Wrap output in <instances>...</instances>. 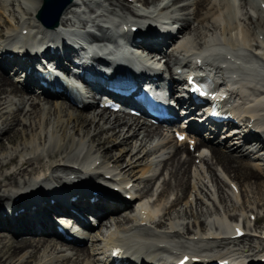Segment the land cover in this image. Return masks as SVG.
<instances>
[{"label":"bare ground","instance_id":"6f19581e","mask_svg":"<svg viewBox=\"0 0 264 264\" xmlns=\"http://www.w3.org/2000/svg\"><path fill=\"white\" fill-rule=\"evenodd\" d=\"M109 1L112 7L106 9L102 0H73L56 27L46 29L37 18L44 0H0V149L6 145L2 141L13 144L0 150V264H113V257L119 264H177L184 257H188L184 264H251L250 260L264 264V230L259 236L256 233L261 224L256 222L264 220V215L256 216V226L250 218H243L245 213H260L264 208V191L260 188L264 179L258 181L264 178V0L184 2L179 11L186 12L195 5L194 19L192 9L182 16L173 13L177 2L186 0H160L154 9L151 5L159 0ZM86 7L92 12H79ZM239 16L253 24L252 32L242 25ZM195 22L198 27H194ZM218 22L220 32L206 34ZM103 23H110L103 32L110 45L104 49L110 52L114 46L120 51L113 59L125 62L120 53L127 48L117 44L114 34L125 31L131 39L141 37L137 46L150 57H138L139 61L147 64L143 68L150 66L159 81L169 80L171 92H177L186 81L175 69L185 72L194 60L209 63L218 75H227L230 80L235 76L236 89L229 94L241 104L226 112L237 120L222 125L206 120L200 123L204 116L197 118L195 112L193 127L199 131L204 126L205 130L195 149L190 150L191 141L184 146L176 132H164L163 125L154 126L130 110L112 112L110 104L100 106L102 98L94 95L95 101L77 105L65 93L41 86L37 72L47 71L51 64L71 69L77 63L107 80L81 59L74 45L75 41L84 42L86 34L72 30L75 25L101 27ZM175 23H179L176 31L172 29ZM189 28L193 37H187ZM38 42L40 48L33 49L31 43ZM158 54H163L160 59ZM162 59L168 71L161 69ZM133 77L139 85L140 75L134 73ZM129 101L123 99L124 103ZM186 103L190 105L188 99ZM183 146L187 153L184 158L180 156ZM128 154L132 156L127 158ZM196 158L205 162L208 170L192 164ZM172 159L166 178L162 170ZM209 160L219 166V175ZM144 162L146 170L140 176L133 174ZM162 176L159 186L164 188L159 193L157 182ZM173 177L176 183L171 185ZM112 182L122 192L131 193V200L120 190L109 188ZM240 184L255 186L257 195L253 197L259 202L256 206L247 203L245 212L235 214L240 195L246 196L236 186ZM154 185L158 186L156 190ZM171 190L179 196L167 206L169 201L162 197ZM200 202L209 212H223L215 218L219 220L210 222L213 218L205 215L209 212ZM185 205L199 208L192 213L193 220L188 211L180 213L179 208ZM223 207L232 214L224 212ZM66 215L87 227L92 225L93 216L104 230L90 229L87 241L91 246L79 245L78 240L65 242L57 224ZM239 230L246 233L238 237ZM114 250L118 252L112 254Z\"/></svg>","mask_w":264,"mask_h":264},{"label":"rangeland","instance_id":"374dc122","mask_svg":"<svg viewBox=\"0 0 264 264\" xmlns=\"http://www.w3.org/2000/svg\"><path fill=\"white\" fill-rule=\"evenodd\" d=\"M103 2H104V6L106 5V9H109L108 7H112V5L110 4V1L109 0H102ZM194 1H196V0H186V1H181V2H177L176 3V5L172 8V10L174 9V8H177V11H174L173 13H175V12H177L176 14H178L179 16H182L183 14H187L188 12H189V10L190 9H192V12H191V16H192V18L194 19V17H195V14H196V8H195V5L193 6V7H190V9L188 10V11H186V12H184V11H179V8H180V6H182V4L185 2V4H188L189 2H194ZM161 1L159 0V1H157V3H154L153 5H151V8H155L156 7V4H158V3H160ZM165 2V1H164ZM179 4V5H178ZM110 5V6H109ZM143 8L145 9V7L143 6ZM171 9V8H170ZM168 11V10H167ZM168 12H170V13H172L171 11H168ZM104 14L105 15H108V13L106 12H104ZM240 18H241V21H242V25L243 26H245L246 28H248L249 30H250V32H252V30H253V24H250V23H248V19H245L243 16L241 17V16H239ZM179 26V23H175V26H173L174 28H177ZM199 26V23L198 22H195V25H194V27H198ZM192 28H189L188 29V31H187V37H193V34H194V32H192V31H190ZM220 32V22H218L217 23V26L215 27V28H213V29H210L208 32H206V34H209V36H213V35H215V33H219ZM182 33H180L179 34V36H180V39L182 38V35H181ZM172 47L173 46H171L170 48L172 49ZM169 48V49H170ZM170 49V50H171ZM173 51V50H172ZM171 51V52H172ZM173 53L175 54V51H173ZM162 55L163 54H159V55H157L158 56V59H160L161 57H162ZM162 61H165V59H162ZM13 74V73H12ZM11 74V75H12ZM15 99H17V98H15ZM56 99V98H55ZM58 100H62V99H59L58 98ZM52 101H54V99H52ZM89 111V110H88ZM112 112H114V111H112ZM173 133V132H172ZM173 135V134H172ZM158 138V137H157ZM157 138H155V139H157ZM229 142H231V141H228V144H229ZM6 143V145L3 147V148H1L0 150H6V148L8 147V146H10V145H13L12 143H9V144H7V141L5 142L4 141V143H3V141H2V144L4 145ZM183 145L184 146H186L187 145V143L184 141L183 142ZM183 146V147H184ZM191 149V148H190ZM184 151V152H183ZM183 151L180 153V156L182 157V158H184L186 155H187V153H186V148L184 147L183 148ZM117 152V151H116ZM184 154V155H183ZM193 154V153H192ZM141 155H143V153L141 154ZM140 155V156H141ZM132 155H130V154H128V157L127 158H129V157H131ZM194 159V156L192 155V160ZM174 159H172V160H170L169 161V163L164 167V169L162 170L163 171V173H164V175H165V173H167V176H166V178H168L170 175H169V171L171 170V168H172V165H171V162L173 161ZM193 162V161H192ZM209 162L211 163V161L209 160ZM213 163V164H212ZM212 163H211V165H212V167H213V171H214V169H215V171H216V173H217V171H219L217 168L219 167V166H216V164H214V162L212 161ZM145 164H146V162H144V163H142V164H139L140 166H138V168L136 167L135 169H134V173L133 174H137V176H140L141 175V173H142V171H145L146 170V166H145ZM192 164H196V165H203L204 167H205V170H206V168H207V164L205 163V162H203V161H201L200 162V158H196V160L194 161V163H192ZM214 165V166H213ZM14 167V165H12V166H10V168H6V170H11V168H13ZM162 167H163V165H161L160 167H159V171H161V169H162ZM194 168H195V166H193V168H192V173H193V170H194ZM217 169V170H216ZM207 170H208V168H207ZM223 171V170H222ZM207 172V171H206ZM208 173V172H207ZM218 174V173H217ZM210 175V174H209ZM219 175V174H218ZM221 175V174H220ZM226 177H228L229 178V174H224ZM231 177V176H230ZM163 176L161 177V179L157 182V184H158V186L159 185H161L162 184V182H163ZM188 178V177H187ZM210 178H211V175H210ZM212 179V178H211ZM214 179V178H213ZM230 179V178H229ZM260 179H264V178H259L258 179V181L260 182L261 180ZM191 180H192V178H191ZM176 181V179H174V177L173 178H171L170 180H169V182H170V184L172 185V184H174V183H176L175 182ZM231 181V180H230ZM235 182V181H234ZM214 183H216L215 181H214ZM224 184H222V186H223V188H224V190H226L227 192H229L228 191V185H226V183L225 182H223ZM235 183H237V182H235ZM239 184V183H238ZM141 186H143V184L141 185ZM156 185H154V190H156V188L158 187V186H156ZM237 187H238V189L240 190V188L243 190L242 191V193L243 192H245L244 194L246 195L245 197H243V195L241 196L240 195V200H239V203L237 204H235L236 205V209H234V211H235V214L237 213V214H239L240 213V211H244L245 212V209H247V207L248 206H246L247 205V203H248V205L249 206H256V204L258 205V202H259V198H258V196H257V198L258 199H256L255 200V198L253 197L254 195H257L255 192H256V190H255V186H253V185H245V186H243V185H241L240 184V186L239 185H236ZM160 187V190H159V193H160V191H161V189H163L164 187L163 186H159ZM215 187V186H214ZM260 188H262V190L264 191V187H263V185L261 184L260 185ZM216 189V188H215ZM245 190V191H244ZM250 190V191H249ZM253 191V192H252ZM171 192V193H170ZM170 192H168V193H166L163 197H162V200H166L167 199V201H169V203L167 204V206H169L170 205V203L172 202V201H174L176 198H177V196H179L178 195V193H177V191L176 190H174V191H170ZM127 194H130V193H123V196L124 197H126V195ZM135 194H137L138 195V193L136 192ZM179 194H181V192H179ZM226 194V193H225ZM217 196H218V202L220 201V198H219V194L217 193ZM226 197H228L227 195H225ZM182 197H183V199H186L187 198V196L186 195H182ZM155 198H157V195H155L154 197H153V199H155ZM254 198V199H253ZM159 199H160V197H159ZM228 199V198H227ZM208 201H209V203H212V200L211 199H207ZM229 200V204H232V201L230 200V199H228ZM167 201H165V203L167 202ZM256 203V204H255ZM198 204H200V205H202V209L204 208V210L205 211H207L208 209H207V206H205L204 204H202L201 202L200 203H198ZM132 205H134V207H136L137 206V204L135 205V202L132 204ZM187 206H188V208H187ZM179 208V207H178ZM200 208H201V206H200ZM208 208H210V207H208ZM211 209V208H210ZM223 209H224V212H226L227 214L228 213H231L232 214V212L233 211H230V210H227V209H225L224 207H223ZM179 210H180V213L181 214H184L186 211H188V215L191 217V220H193L194 219V217H192V213H197V211L199 210V208H198V210H197V208L195 207V205H193V208L191 207V206H189V205H185V206H182V207H180L179 208ZM209 212V210L207 211V213ZM221 213H223V212H221V211H219V210H215V209H211V211L208 213V214H205V215H210L213 219H210V222H216V221H218L219 219H215V218H217V216H219V217H221ZM191 214V215H190ZM257 215H260V216H263L264 215V208L260 211V213L259 212H257V211H255L254 212V214H251V215H248V213H245L244 215H243V218L244 217H246L247 219H251L252 220V225H254L255 224V218H256V216ZM202 216H204V215H202ZM202 216H200V218L201 219H204V218H202ZM186 217V216H185ZM230 217V216H229ZM200 221V220H199ZM264 220H261V221H258V222H256V223H261L260 224V227H258L257 228V234H258V236L259 235H261L262 234V232H263V230H264V222H263ZM191 222H193V221H191ZM255 226H256V224H255ZM100 227L101 226H97L96 227V230L97 229H99L100 230ZM101 229L102 230H104V227H101ZM2 231L3 232H9V230L8 229H2ZM185 231H186V229H185ZM58 241V240H57ZM85 243H87V245H92L91 244V242L90 241H86V242H84V244ZM79 245H83V244H79ZM87 247V246H86ZM86 247H84V248H86ZM90 248V247H89ZM33 264V263H32ZM71 264V263H70Z\"/></svg>","mask_w":264,"mask_h":264},{"label":"water","instance_id":"95a60500","mask_svg":"<svg viewBox=\"0 0 264 264\" xmlns=\"http://www.w3.org/2000/svg\"><path fill=\"white\" fill-rule=\"evenodd\" d=\"M73 0H44L42 8L37 17L50 26L55 27L60 20V16L65 8L72 3Z\"/></svg>","mask_w":264,"mask_h":264},{"label":"snow or ice","instance_id":"6c2138e0","mask_svg":"<svg viewBox=\"0 0 264 264\" xmlns=\"http://www.w3.org/2000/svg\"><path fill=\"white\" fill-rule=\"evenodd\" d=\"M182 264H183V262H182Z\"/></svg>","mask_w":264,"mask_h":264}]
</instances>
